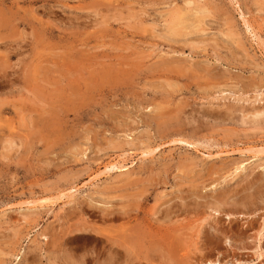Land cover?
Listing matches in <instances>:
<instances>
[{"label": "rangeland", "instance_id": "374dc122", "mask_svg": "<svg viewBox=\"0 0 264 264\" xmlns=\"http://www.w3.org/2000/svg\"><path fill=\"white\" fill-rule=\"evenodd\" d=\"M0 26V264H264V0H0Z\"/></svg>", "mask_w": 264, "mask_h": 264}, {"label": "bare ground", "instance_id": "6f19581e", "mask_svg": "<svg viewBox=\"0 0 264 264\" xmlns=\"http://www.w3.org/2000/svg\"><path fill=\"white\" fill-rule=\"evenodd\" d=\"M121 9H122V8H121ZM82 16H83V15H82ZM73 21H74V20H73ZM83 21H84V20H83ZM15 23H16V22H15ZM1 26H2V25H1ZM1 26H0V28H1ZM3 27H4V26H3ZM13 36H14V35H13ZM14 37H15V36H14ZM16 38H17V37H16ZM16 38H15V39H16ZM4 39H5V38H4ZM10 39H11V38H10ZM24 43H25V42H24ZM4 45H5V43H4ZM1 46H2V45H1ZM12 46H13V45H12ZM17 46H18V45H17ZM19 46H20V45H19ZM21 47H22V45H21ZM11 48H12V47H11ZM25 49H26V48H25ZM13 51H15V50H13ZM16 51H17V49H16ZM18 54H19V53H18ZM9 55H11V54H9ZM9 57H10V56H8V58H9ZM3 64H4V63H3ZM5 64H6V63H5ZM7 66H8V64H7ZM6 71H7V70H6ZM5 75H6V74H5ZM43 83H44V82H43ZM46 84H47V83H46ZM6 101H7V100H6ZM7 102H8V101H7ZM3 104H4V103H3ZM0 105H1V104H0ZM174 113H175V112H174ZM181 114H182V113H181ZM173 121H174V120H173ZM171 122H172V120H171ZM166 123H167V122H166ZM12 127H13V126H12ZM182 142H183V141H182ZM184 142H185V141H184ZM189 145H190V144H189ZM110 166L113 167V164H111ZM114 166H115V165H114ZM107 167H108V166H107ZM107 167H106V168H107ZM115 168H116V166H115ZM110 169H111V168H110ZM63 195H64V194H63ZM60 196H61V195H60ZM108 213H109V212H108ZM107 215H108V214H107ZM109 215H110V213H109ZM109 215H108V216H109ZM228 215H229V214H228ZM205 220H207V218H206ZM203 223H204V222H203ZM198 225H199V224H198ZM209 225H210V224H209ZM123 228H124V227H123ZM123 228H122V229H123ZM199 228H201V227H199ZM168 229H169V228H168ZM201 229H202V228H201ZM202 230H203V229H202ZM205 230H206V229H205ZM205 230H204V231H205ZM198 232H199V231H198ZM202 232H203V231H202ZM197 234L199 235V233H197ZM200 234H201V231H200ZM259 235H260V234H259ZM159 236H160V235H159ZM204 236H205V233H204ZM111 237H112V236H111ZM200 237H201V236H200ZM204 238H205V237H204ZM204 238H203V240H204ZM228 238H229V237H228ZM230 238H231V237H230ZM230 238H229V239H230ZM123 239H124V238H123ZM256 239H257V238H256ZM230 241H231V240H230ZM230 241H229V243H230ZM109 242H110V241H109ZM106 245H107V244H106ZM109 246H110V245H109ZM114 247H115V246H114ZM107 248H110V247L107 246ZM104 249H106V248H104ZM114 250H115V249H114ZM110 251H111V249H110ZM107 252H108V251H107ZM175 253H176V252H175ZM169 256H170V255H169ZM110 257H111V256H110ZM170 258H171V257H170ZM107 260H108V259H107ZM211 262H212V261H211ZM215 262H216V261H215ZM215 262H214V263H215ZM210 264H213V263H210Z\"/></svg>", "mask_w": 264, "mask_h": 264}]
</instances>
